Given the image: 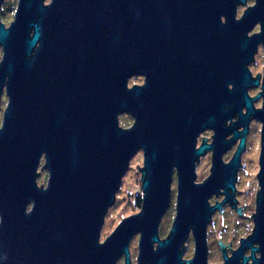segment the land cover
Listing matches in <instances>:
<instances>
[{
  "label": "water",
  "instance_id": "obj_1",
  "mask_svg": "<svg viewBox=\"0 0 264 264\" xmlns=\"http://www.w3.org/2000/svg\"><path fill=\"white\" fill-rule=\"evenodd\" d=\"M42 1L19 0L12 26L0 27L2 66L10 77L0 129V264H117L122 256L123 264H211L207 223L224 201L234 204L252 118L261 123L255 228L230 257L223 251L220 264H264V0L251 6L247 0ZM239 5L246 7L237 18ZM256 25L259 31L249 35ZM173 36L196 38L204 54L206 102L198 109L196 131L192 118L180 123L174 109L155 107V39L162 53ZM259 44L261 94L250 98L247 89L258 85V77L252 78L248 65ZM45 56L49 64L63 63L57 101L46 98L41 85ZM136 74L145 83L128 88L127 79ZM260 96L262 107L255 109ZM123 112L133 118L127 128L118 124ZM200 128L213 136L196 148ZM238 140L224 163L223 154ZM138 151L141 209L101 241L104 218ZM205 151H212L211 171L196 182L195 161ZM42 153L46 187L35 180ZM174 167L176 212L161 238L158 226L171 202ZM213 193L225 195L223 202L210 205ZM135 234L138 254L132 263ZM189 235L194 253L184 259ZM217 239L221 249L231 248L230 240Z\"/></svg>",
  "mask_w": 264,
  "mask_h": 264
},
{
  "label": "flooded vegetation",
  "instance_id": "obj_2",
  "mask_svg": "<svg viewBox=\"0 0 264 264\" xmlns=\"http://www.w3.org/2000/svg\"><path fill=\"white\" fill-rule=\"evenodd\" d=\"M247 0V6H251L254 3V0L252 3H249ZM18 2L19 0H0V27L4 30L9 29L16 18V12L18 10ZM44 5H48L50 3V0H43L42 1ZM238 9V8H237ZM245 10V9H244ZM242 13V12H241ZM242 14L237 16L239 18ZM259 31V25L255 26V30L253 32ZM253 32L248 33L249 35ZM32 33V32H31ZM46 35V34H45ZM166 46L163 47L162 53H160L159 49V42L157 39H155V107L157 109L162 107H170L175 112L176 116L178 117V121L180 123L185 124V120L187 119L190 123V119L194 122V127L192 131H196V120L198 115V109L199 107L202 108L205 105L206 102V64L204 59V54L202 53V47H198L196 44L198 40L196 38H188V37H169L165 40ZM195 42V44L191 45V43ZM196 45V46H195ZM38 46V43L36 44L34 50L31 52V56L34 55L35 50ZM5 49L6 46L4 43L0 42V129L2 127L3 123V116L5 109L8 105V83H9V73L6 74L3 69V61H4V55H5ZM263 48L262 45L259 44L257 47V51L253 56V60L249 63L248 68L251 72V76L253 79H256L258 77V85L248 87L247 93L250 98L255 97L257 94H261V88L260 84L262 83V74H263ZM30 56V57H31ZM261 56L262 59V69L260 72L254 73L251 69L252 64H254L258 57ZM30 57L27 58V60L30 59ZM62 68H60V64L58 62V59L52 60L49 64L47 60V56L44 58V74L42 79V86L45 92L46 98L47 95L51 97L52 101H57L59 95L62 94L63 91V63H61ZM145 83V76L144 75H133L127 79V87L131 88L135 85L142 86ZM255 92L253 93V91ZM262 97L260 96L258 99L253 101V107L255 109L261 108L262 106ZM244 110V109H243ZM129 115L128 113H121ZM156 114V111H155ZM203 112L200 110V119H202ZM130 116V115H129ZM133 119V118H132ZM233 120L235 118L233 117ZM133 123V122H131ZM188 123V122H187ZM253 123H256L259 125V131L261 130V123L256 119H251L249 123V129L246 136V143H245V150L241 154L240 160V166L237 169L236 174V180L235 181V189L233 191L234 196V204H232V201H224L225 195L223 194H214L210 196L209 203L210 205H214L215 203H222L221 209H217L214 211V213L211 216V222L214 219V216L220 215H232L235 217V219H249L250 222H252V225L250 227V231L247 232V234L244 237H241L239 239V243L241 242V239L246 238L247 236L251 235L255 228V223L253 216L256 214L257 210V201L258 200V193L260 190V185L257 180V173L259 171V162L257 159V170L255 171V174L253 176L254 182L257 183L258 188L255 189V192L252 194L249 198V202L245 201L246 196L250 194L249 189L240 190L239 184H240V174L242 168H244V154L246 151V148L248 146V134L251 130V127ZM229 124V122L227 123ZM183 126V125H181ZM189 126V124L184 125ZM129 127V126H128ZM127 128V127H123ZM210 133V136H208ZM213 136V131L209 130L207 128L202 129L200 128L199 133L196 134V148L201 147V144L210 143ZM230 135L227 137L229 138ZM260 137V135H259ZM258 137V138H259ZM239 140L232 145L222 156V161L224 163H227L232 157L236 150L237 144ZM259 144H260V138H259ZM139 154H141V151H138ZM260 152V151H259ZM142 155V154H141ZM45 154L42 153L39 158V163L37 165V176L38 178L39 174H43L46 177V182L44 184L38 185L37 180L36 183L39 187H46L47 180H48V169H46L45 166ZM259 158V156H258ZM202 165H208L209 171H211L212 166V151H205L203 154L199 156V158L195 161V170H196V176H198V170ZM173 174H172V181H171V202L169 207H172V200H173V186H177V176H176V168H173ZM208 171V175L210 172ZM203 177L201 180H198V177L196 178V182H202L204 179L207 178ZM222 191V189H221ZM227 192H231V190H228ZM244 197V200H243ZM141 197H138V200H140V203H138V207L141 209ZM169 209L165 212L167 214ZM250 211V215L249 212ZM164 214V215H165ZM163 216V215H162ZM208 228V225H207ZM238 245L236 247L221 249V260L217 263H211V264H220L223 263V251L226 252V255L229 257L233 254V252L238 248ZM207 245V244H206ZM253 246L257 247L258 244L256 242H253ZM251 250L248 248L243 253L245 256H250ZM130 257H131V251H130ZM256 257H259V253H256ZM132 261V258H131ZM136 262V261H135ZM132 261V263H135ZM210 263V262H209ZM248 263H251V259L248 260Z\"/></svg>",
  "mask_w": 264,
  "mask_h": 264
},
{
  "label": "rangeland",
  "instance_id": "obj_3",
  "mask_svg": "<svg viewBox=\"0 0 264 264\" xmlns=\"http://www.w3.org/2000/svg\"><path fill=\"white\" fill-rule=\"evenodd\" d=\"M253 0L248 1L252 3ZM247 6V5H246ZM246 6L239 5L237 9V16L242 14L241 12L244 11ZM255 28L251 31L253 32ZM262 59L261 56L258 57V60L252 64L251 69L254 73L260 72L262 69ZM255 90L253 91V93ZM119 126L120 127H128L133 122L131 116L126 114H120L118 117ZM259 125L253 123L251 130L248 134V146L246 148L244 154V168L241 170L240 174V190L249 189L250 194L246 196L247 202H249V198L253 196L252 194L257 189L258 185L253 180V176L255 171L257 170V158L259 156L260 151V144H259ZM210 136V133L209 135ZM143 157L139 152L131 159L129 168L125 175H123L121 186L116 193V197L114 204L109 207L107 214L105 216V220L100 233L99 240L103 241L115 228L118 223L123 219V217L131 216L132 214L138 213L140 208L138 207L137 197H141L143 195L142 192V180H141V170L136 168V164L142 167ZM208 165H202L198 170V180H201L203 177L208 175ZM46 177L44 173L39 174L37 180L38 185L44 184L46 182ZM173 200H172V207L170 206L168 209L167 214L163 215L162 220L160 222L159 227V234L161 238H165L168 235L173 219L175 214V202H176V185L173 186ZM244 200V197H243ZM249 215H250V211ZM207 245H208V262L210 263H217L221 260V247L219 245L217 237L219 240L226 244L230 240L231 248L236 247L239 243V239L244 237L247 232L250 231V227L252 222L249 219H235L232 215H225V216H214V219L207 223ZM138 240L139 234H135L129 244V249L131 251V258L132 261H136V257L138 254ZM226 250L228 245L225 246ZM230 249V248H229ZM194 253V241L192 235H189L188 240L185 242L184 245V259H190ZM123 256L117 259V264H123Z\"/></svg>",
  "mask_w": 264,
  "mask_h": 264
},
{
  "label": "trees",
  "instance_id": "obj_4",
  "mask_svg": "<svg viewBox=\"0 0 264 264\" xmlns=\"http://www.w3.org/2000/svg\"><path fill=\"white\" fill-rule=\"evenodd\" d=\"M137 201H138V203H140V200H138V197H137Z\"/></svg>",
  "mask_w": 264,
  "mask_h": 264
},
{
  "label": "bare ground",
  "instance_id": "obj_5",
  "mask_svg": "<svg viewBox=\"0 0 264 264\" xmlns=\"http://www.w3.org/2000/svg\"><path fill=\"white\" fill-rule=\"evenodd\" d=\"M184 258V257H183Z\"/></svg>",
  "mask_w": 264,
  "mask_h": 264
}]
</instances>
